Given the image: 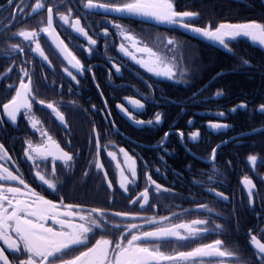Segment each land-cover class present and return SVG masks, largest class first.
Returning a JSON list of instances; mask_svg holds the SVG:
<instances>
[{
	"label": "flooded vegetation",
	"instance_id": "flooded-vegetation-1",
	"mask_svg": "<svg viewBox=\"0 0 264 264\" xmlns=\"http://www.w3.org/2000/svg\"><path fill=\"white\" fill-rule=\"evenodd\" d=\"M190 1L173 0L176 11H188ZM35 2L23 0L26 7L23 13H18L7 0H0V21H7L0 24V120L3 121L0 124V144L11 157L0 159V166L23 178L39 195L56 203L60 211L66 210L65 205L78 206L72 211L100 220L101 217L91 210H102L107 223L103 228L95 229V235L90 234L89 244H94L101 236L115 242L123 233L128 234L126 240L132 234L162 226L148 223L149 219L169 217L163 221V226L205 219L208 224L196 226L210 229L202 234L203 238L187 247H181L187 242L169 238V246L162 250L186 251L221 239L226 250L238 251L247 264H264L258 259L257 250L251 243V235L264 243V201L254 197L257 190L252 178L247 179L252 181L254 187L251 190L255 193L249 197V189H243L241 184L245 178L240 179L237 167V140L241 139L237 138V101L235 107L224 110V102L217 95L221 93L224 75H237V56L234 58L236 70H225L227 55H231L232 50L207 39L201 41L189 36L186 29L178 25L159 23L153 19L155 22H152L145 17H120L100 9L88 11L84 7L87 0H42L45 7L31 16L29 13ZM125 2L128 0H93L95 4ZM49 6L53 7V27L60 40L83 65L82 74L72 68L61 54L56 46L59 41L54 44L47 34L41 33L37 39L48 60L32 51L34 43L14 35L21 29L38 31L46 27ZM69 9L71 17L69 25H65L59 20L57 11L68 14ZM11 16L17 17L15 21L9 19ZM77 18L88 36L97 41L94 46L70 27ZM190 22L194 27L201 28L208 25L215 28L225 23L214 25L207 17L201 19L198 16L191 18ZM8 24L13 27L9 29ZM115 25H121L127 34L132 35L137 47L147 46L158 52L180 81L148 72L121 52L123 44L138 59H147L146 54L131 47V42L120 34ZM105 30L108 35L104 34ZM168 38L174 40L173 45H166ZM235 40L229 41V44ZM12 44H20L23 51L14 50ZM116 67L120 68L119 72ZM9 68L11 72H8ZM65 68L76 76V80L64 71ZM23 70L31 77L36 99L53 103L64 116L66 127L51 109L36 102H33L32 113L40 121L37 125L40 131L32 128L24 110L18 114L15 125L10 121L2 106L15 96L21 78L28 82L29 77L23 75ZM180 90L189 94L182 97ZM133 99L139 100L144 107L136 109L130 104ZM117 105L126 108L133 119L130 120ZM157 113L161 115L159 124L155 123ZM135 120L145 123L137 125ZM148 121L153 123L148 124ZM214 123L227 127L214 129L211 127ZM42 131H46L60 149L73 156L67 166L61 160L55 162V175L51 174V156L47 160L37 158L35 161L25 156L28 141L34 147H47L49 151L56 152L55 146L41 135ZM193 133H199L195 141L191 139ZM120 149L135 160L137 176L134 183L127 185L128 191L120 188V173L123 171L129 180L133 179L128 169L131 160L126 163ZM213 149L214 162L211 159ZM109 152L115 154V160L108 155ZM97 162L103 165L102 169L96 167ZM37 164L39 168L35 167ZM37 171L56 182L57 190H49L43 185L36 176ZM149 175L162 186L160 190L147 179ZM109 181L112 187L108 186ZM0 185L5 189L19 187L27 191L17 181H0ZM145 188L150 191L149 204L143 208L140 202L132 204L130 201L135 200ZM209 188L222 193L227 199L214 195ZM201 205H207L212 211L201 209ZM115 212L129 213L135 219L112 215ZM75 222L81 221L77 219ZM113 223L120 227H113ZM131 224L138 227L129 232L127 226ZM216 225L223 229L220 234L211 231ZM46 226L59 228L51 220ZM181 232L183 234V230ZM116 251L114 246L110 248L109 260ZM9 259L12 260L11 255ZM199 259L207 264L215 258Z\"/></svg>",
	"mask_w": 264,
	"mask_h": 264
},
{
	"label": "snow or ice",
	"instance_id": "snow-or-ice-1",
	"mask_svg": "<svg viewBox=\"0 0 264 264\" xmlns=\"http://www.w3.org/2000/svg\"><path fill=\"white\" fill-rule=\"evenodd\" d=\"M9 5L16 8L18 13H23L26 5L23 0L17 3V0H7ZM45 4L42 0H36L34 6L31 8L29 15L35 16L39 10L43 9ZM86 10L92 11L95 9L103 10L104 12H115L121 16H141L145 18L153 19L159 23H166L170 25H178L181 28L190 30L201 37L222 45L225 49L231 50L229 47V41L235 40L237 37H247L253 42H258L260 45H264V24L257 23L255 21L248 23L230 24L221 23L215 28L211 25L201 27H194L192 25L191 18H194L198 13L183 11L178 12L175 9L173 0H128L125 3H100L95 4L93 0H87V4L84 5ZM59 20L65 25H69L71 17V9L68 10V14H63L57 11ZM17 17L11 16L9 19L15 21ZM7 21H0V24H6ZM53 7H47V19L46 27L36 29H21L14 33V35L21 37L24 41H29L35 44V48L32 51L36 52L44 60H48L44 51L41 48V44L37 37L39 34H47L52 38L53 43L56 44L64 58L68 60V63L75 68L77 72L81 74L84 71L83 65L80 61L69 51L67 45L64 44L63 40H60L59 35L56 33V29L53 27ZM120 29V34L124 38L131 42V47L136 49V52L144 53L147 55V59H138L135 54L129 52L122 44L120 47L121 52L125 55H129L136 63L140 64L141 67L145 68L148 72H151L157 76H165L169 79L174 77V73L169 64L162 59L158 52L152 48L143 46L137 47L135 38L126 33V30L121 25H115ZM12 24H8V28L11 29ZM70 27L75 32L81 34L87 39L89 45H95L97 41L88 36L87 31L81 26L80 19L77 18L70 24ZM105 35H108L105 30ZM174 44V40L168 38L166 45L171 46ZM11 47L14 50L23 51L20 44H12ZM244 64H248V61H244ZM115 67V65H114ZM159 68V70H158ZM65 72L73 79L76 80V76L68 69H64ZM116 71L119 72L120 68L116 67ZM11 72V68L8 69ZM23 75L29 77L28 82L25 83L24 79L21 78L19 87L15 90V96L8 102L3 104L4 113L7 114L10 121L15 125L17 116L24 110V115L28 117L29 122L33 129H37V125L40 121L32 113L33 102L44 105L46 108L51 109L52 113L55 114L57 119L64 124L65 118L58 110V108L51 102L46 103L44 100H37L36 96L33 95L34 89L31 87V77L26 70H23ZM2 78V77H0ZM77 83L79 81L77 80ZM10 87H12L10 85ZM98 87V86H97ZM217 95H221L220 92ZM130 104L136 109H142L144 105L139 100H130ZM105 106L106 102H105ZM118 108L126 115L129 119L133 117L128 113L127 109L122 105H117ZM241 107H244L241 105ZM235 111V109H233ZM261 111L264 112V106H261ZM110 115V113H109ZM223 115V113H220ZM137 125H143L145 122L142 120L134 121ZM161 122V115L156 114L155 123ZM3 121L0 120V124ZM153 121H148V124H152ZM214 129H220L227 127V125L214 123L211 125ZM41 135L47 137L49 144L54 145L56 152L49 151L47 147L36 146L34 147L31 141H28V147L25 149V156L28 160L35 161L37 158L40 160H47L49 156L52 157L51 174H56V161L61 160L67 166L70 161L73 160V156L69 152L60 149L59 145L53 141L52 137L47 134L46 131H42ZM165 134V138L167 137ZM183 136V133L180 134ZM199 133H193L191 139L196 140ZM97 155H99L100 143L99 139L96 140ZM124 154L127 161L131 160L128 164V169L131 173L132 180H129L127 176L121 171V183L120 188L128 191L127 185L134 183L137 176L135 168V160L128 155L124 149H120ZM0 159H11L8 156L7 151L4 149L3 144H0ZM35 153V156L33 155ZM109 156L113 160L116 159L114 153L109 152ZM212 161L215 160V149L211 156ZM251 164L255 165L256 156L248 157ZM39 168L40 165H35ZM98 169H102L103 165L99 162L96 163ZM119 168V164L117 165ZM2 172H0V181H17L23 185V188L27 191H23L19 187H7L6 189L0 185V241L3 242L0 245V262L2 264H203V261L199 258L210 257L207 264H247L246 261L242 260L239 256V252L226 250L223 245L224 241L216 239L213 243L202 244L197 247H192L191 250L186 251H171L165 252L162 250L168 247L170 244L169 238H175L177 241L187 242L181 247H187L192 243H196L199 239L203 238L202 234L210 231L209 228H199L196 226L206 225L208 221L205 219H195L191 223H177L170 226H163V221L170 219L169 217H161L160 220L149 219L150 224H161L162 226L157 227L155 230H145L136 234H132L129 239L125 240L127 233H123L119 236L117 241L112 239L104 238L101 236L100 239H96L94 244H89L92 236L95 235V229L103 228V225L107 223L104 220V213L99 209H92L91 212L96 213L101 217L100 220L95 218H89L79 212L72 211L73 205H65L64 211H60L58 205L53 203L51 200L45 199L39 195L30 186L25 183L24 179L18 175H14L8 168L0 166ZM18 171V169H17ZM159 171V169H157ZM107 178V173L104 174ZM36 176L46 185L49 190L56 191V182L46 178L40 171L36 172ZM147 179L151 184L155 185L157 190H160L162 186L152 180L149 175ZM245 186L249 189V197L251 198L252 181L245 178ZM109 187H112V182L109 181ZM167 191V189H164ZM209 191H213L214 195L223 197L220 192H215L213 188H209ZM150 191L149 188H145L143 192L135 199L131 200L132 204L140 202V207L143 208L149 204ZM6 202V203H5ZM201 209L211 212L212 209L208 208L207 205H201ZM112 215L122 218H132L129 213L115 212ZM66 217L68 219H64ZM81 221L80 223L75 222L76 220ZM51 220L53 225H59V228L52 226H46L47 222ZM113 227L119 228L120 225L113 223ZM129 232L132 229L137 228L136 224L127 226ZM183 230V234L181 232ZM211 231L220 234L223 229L220 225H216ZM251 243L257 250V257L260 261H264V243L256 238L255 235H251ZM115 247L117 250L113 255L112 259L109 260V251L111 247ZM8 253V254H6ZM73 253H78L74 254ZM9 255L12 260L10 261Z\"/></svg>",
	"mask_w": 264,
	"mask_h": 264
},
{
	"label": "trees",
	"instance_id": "trees-1",
	"mask_svg": "<svg viewBox=\"0 0 264 264\" xmlns=\"http://www.w3.org/2000/svg\"><path fill=\"white\" fill-rule=\"evenodd\" d=\"M261 0H192L187 5V10L198 13L199 18L207 17L211 24L225 23H248L257 22L264 24V7ZM248 38H237L229 44L231 55L226 58L225 70H236L234 73L224 75L221 97L227 108H233L236 99L240 97L241 89L249 87H264V45L257 44ZM237 56V65L234 58ZM248 61V64H244ZM236 65V66H235ZM259 102H264V95L255 96ZM241 98V97H240ZM243 102L237 100V116L247 111V107H241ZM264 106V103L254 106V109ZM256 112V110H255ZM260 118L259 126L264 125V114L254 113ZM258 126V127H259ZM257 128V127H256ZM251 131L243 129L237 123V135ZM255 141H258L255 144ZM237 167L240 179L249 178L256 182V193L254 197L260 198L264 194V133L254 134L248 139L237 140ZM256 156L255 165L251 164L248 157ZM253 193V194H254Z\"/></svg>",
	"mask_w": 264,
	"mask_h": 264
},
{
	"label": "bare ground",
	"instance_id": "bare-ground-1",
	"mask_svg": "<svg viewBox=\"0 0 264 264\" xmlns=\"http://www.w3.org/2000/svg\"><path fill=\"white\" fill-rule=\"evenodd\" d=\"M173 79H174V81H180V79H178L177 77L176 78L174 77ZM179 92H182V93H179L180 95H182V97L187 96L185 94H189L186 91L184 92L183 90L182 91L180 90ZM262 95H264V87L253 86L251 88L249 87V89H247V90L241 89V91H240V97L241 98L239 97L236 99V101L238 100V101L243 102L242 105L244 107H247L246 112L240 113L236 117L238 126L240 128H243V129L251 128V131H245V133L240 134L241 139H248V138L252 137L254 134L264 133V125L259 126V124L261 122L260 118L253 114V112L258 113V114H264V112L261 111V106L254 109V106L261 104V103H264V102H259L255 97V96H262ZM227 106L228 105H226L225 103L222 104V108H224V110H225V108L228 109ZM255 110H256V112H255ZM250 133L251 134L253 133V134L251 135ZM243 134H244V136L242 137L241 135H243ZM237 137H239V135H237ZM257 143H258V141H255V144H257ZM262 147L264 149V145L261 146V148ZM243 189H245V188H243ZM245 190H247V189H245ZM260 198H261V200L264 201V194H262Z\"/></svg>",
	"mask_w": 264,
	"mask_h": 264
},
{
	"label": "water",
	"instance_id": "water-1",
	"mask_svg": "<svg viewBox=\"0 0 264 264\" xmlns=\"http://www.w3.org/2000/svg\"><path fill=\"white\" fill-rule=\"evenodd\" d=\"M260 2H261V4H262L263 7H264V0H261ZM114 14L117 15V16H120V17L141 18V16H121V15L115 13V12H114ZM151 21H152V19H151ZM152 22H155V21H152ZM185 32H186L187 34H189L190 36H193V37L195 36V38H197V39H199V40H201V41H205V38L201 37L200 35H198V34L192 32V31H190V30H186ZM241 37H243V36H241ZM250 134H251V133H250ZM252 134H253V133H252ZM252 134H251V135H252ZM241 136L243 137L244 134L241 135ZM237 138H240V135H239V137H237ZM241 184H242L243 188H245V189L248 188V187L245 186V184H244V179L242 180ZM252 189H253V187H252Z\"/></svg>",
	"mask_w": 264,
	"mask_h": 264
}]
</instances>
